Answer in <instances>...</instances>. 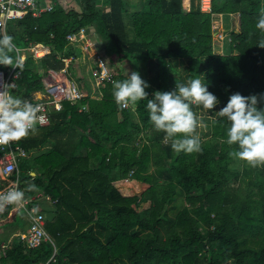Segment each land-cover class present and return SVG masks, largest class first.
<instances>
[{"label": "trees", "instance_id": "trees-1", "mask_svg": "<svg viewBox=\"0 0 264 264\" xmlns=\"http://www.w3.org/2000/svg\"><path fill=\"white\" fill-rule=\"evenodd\" d=\"M211 8L202 14L195 0L187 11L182 0H58L52 12L7 23L13 64L0 70L25 55L9 89L23 100L43 90L42 79L63 68L62 58L78 55L66 36L90 27L109 66L126 63L149 84L147 99L199 78L220 103L209 110L200 151L176 152L149 122L147 99L133 109L115 103L113 84L127 76L117 70L96 87L83 56L86 97L63 103L48 126L15 143L26 153L18 159L19 190L33 198L29 206L43 214L51 241L27 249L14 238L0 249V264H264V165L231 166L236 146L226 143L227 122L215 113L231 94H264V48L257 46L264 32L256 28L264 0H212ZM211 15H238L226 55L213 51ZM214 31L220 33L217 23ZM30 44L49 54L35 61L24 53ZM127 178L147 188L124 196L114 183Z\"/></svg>", "mask_w": 264, "mask_h": 264}, {"label": "clouds", "instance_id": "clouds-1", "mask_svg": "<svg viewBox=\"0 0 264 264\" xmlns=\"http://www.w3.org/2000/svg\"><path fill=\"white\" fill-rule=\"evenodd\" d=\"M256 28L264 32V12L256 22ZM257 46L264 48V41ZM14 50L13 37L0 34V65L11 66L13 58L9 55ZM149 84L138 72L127 73V78L113 84L115 103L121 109L147 99L145 91ZM209 84L199 78L187 83H175L173 90L156 91L152 99H147L148 120L158 132H164L172 140L171 147L176 152L192 153L200 151L201 141L196 132L200 123L192 106L212 110L220 103L208 90ZM264 94L242 96L231 94L224 107L218 112L219 117L227 122V140L229 146L235 145V156L251 167L264 165ZM39 105L11 95L6 90L0 92V144L19 141L36 131ZM34 188L35 186H30ZM24 192L10 190L0 194V210L6 205L20 204Z\"/></svg>", "mask_w": 264, "mask_h": 264}, {"label": "built area", "instance_id": "built-area-1", "mask_svg": "<svg viewBox=\"0 0 264 264\" xmlns=\"http://www.w3.org/2000/svg\"><path fill=\"white\" fill-rule=\"evenodd\" d=\"M57 2L58 0H0V31L5 34L8 22L21 19L27 14L36 18L41 16V14L52 12ZM196 6L200 13L210 14L212 0H196ZM211 17L213 20L211 21V29H214V24L217 22L214 20L215 15H211ZM91 32L89 28H80L76 32L69 33L66 36V41L68 46H72V48L80 51V53L87 52L89 48L93 49L91 56L87 54L89 56V58L87 56V59L88 61L90 60L91 68H93L91 76L96 87H99L103 82H111L113 73L103 51L96 48L94 43L89 42ZM25 50L29 51L28 53L35 61L49 54V49L41 44H30ZM79 58V53L76 56L62 58L63 68L58 72L48 71L42 79L43 90L32 94L31 101L25 99L34 105L40 106V111L37 113V127L48 126L51 112L62 110L63 103L67 102L70 105H74L86 97L83 86L67 76L71 65L80 64ZM24 59V54H18L12 68L7 71L0 70V92L4 91L6 86V90L9 93V89L16 86L15 82L21 75L18 65L23 64ZM81 109L83 110L84 107ZM15 143L16 141L0 144V194L13 189L19 190L20 187L18 159L26 157V153L16 146ZM29 175L31 177L35 176L33 172H29ZM45 199L48 200L47 197ZM31 200L33 198L25 199L17 206V212L23 211L24 213L26 228L23 232H19L14 236L27 249H35L41 244L51 241L44 229V216L34 207L29 206ZM14 206L13 204L6 205L0 210V223L5 218L8 219L11 216L10 213ZM10 242L0 244V249L3 253L9 248L8 243Z\"/></svg>", "mask_w": 264, "mask_h": 264}, {"label": "rangeland", "instance_id": "rangeland-1", "mask_svg": "<svg viewBox=\"0 0 264 264\" xmlns=\"http://www.w3.org/2000/svg\"><path fill=\"white\" fill-rule=\"evenodd\" d=\"M129 2H134L135 0H128ZM229 18L225 17V19H223V22L221 23L222 25H219V22H217V26L218 29L220 30V33L215 34L214 29H212V42H213V51L215 54L218 55H226L229 53V49H228V43H229V39H230V34L231 32H228V29L231 28V26H229L228 24ZM237 27L239 28V24L237 25ZM237 28V29H238ZM239 30V29H238ZM91 37V41L90 43H93V41L95 40L94 34H90ZM92 45V44H91ZM29 52L28 50H24V53ZM75 66L72 65L71 70L68 71L67 76L70 77L72 80L77 81L80 85L84 84L83 79L81 78H77V73L75 71ZM121 71V74L127 76V73L130 75L133 71L129 66H125V67H118ZM110 69L112 71L113 74H116L117 70L115 66H110ZM132 109L134 108V106H130ZM196 116L198 118V120L200 121L196 132L199 136H203V134L205 135V133L208 131V122L211 119L210 114L207 112L206 109H197L196 112ZM233 168H236L237 170H241L242 168V161L239 159H236L235 162L231 165ZM260 168H263V165L258 166ZM236 185V184H235ZM119 189H125L124 190V194L125 196H131V195H135V194H140L141 191V187L138 185V183H135L131 178H127L125 181H122L119 185H117ZM237 186V185H236ZM236 186H231V188H236ZM143 188H147L146 186H144ZM174 204H178L179 207L181 206V204H183L182 200H179L178 198L174 200ZM17 205L14 206V208L11 210V216L7 219L5 218L4 220L1 221L0 223V239H2L5 243L7 244L8 241H11L12 239H14L15 235H17V233L19 232H23L22 230L25 229L26 227V222L25 219L21 220V224H20V218L24 216L23 211H19L17 213ZM148 207V205H141L138 208V211L141 212L144 209H146ZM177 211V210H176ZM176 211H168V215L173 216L175 214ZM15 213H17V221L16 223L19 224H15L13 223V217L15 215ZM25 218V216H24ZM2 224H6L5 227L2 228ZM15 224V225H14ZM11 243V242H10ZM10 243L9 246H10ZM1 244V243H0Z\"/></svg>", "mask_w": 264, "mask_h": 264}, {"label": "crops", "instance_id": "crops-1", "mask_svg": "<svg viewBox=\"0 0 264 264\" xmlns=\"http://www.w3.org/2000/svg\"><path fill=\"white\" fill-rule=\"evenodd\" d=\"M195 5H196V0H195ZM189 7H190V0H182V8H183V10H185V11H187L188 9H189ZM130 10H132V8H130ZM225 17L226 16H223V15H215V17H214V20L216 21V22H219V25H222L221 23L223 22V19H225ZM228 18H229V21H228V24H229V26H231V28H229L228 29V32H231V33H237L238 32V27H237V25L239 24V18H238V15H230V16H228ZM213 21V20H212ZM238 28V29H237ZM89 29L92 31L90 34L92 35V34H94V37H95V40L93 41V43H94V45L96 46V48H98L99 50H102L103 51V47H102V43L100 42V39L98 38V36L95 34V32L92 30V28H90L89 27ZM89 41L90 42H92L91 41V37H89ZM92 47V46H91ZM94 48V47H93ZM95 49V48H94ZM78 51V50H77ZM79 52V54H80V58H79V61L81 60V58L83 57V56H88L87 54H89V56H91L92 55V53H93V49L92 48H89L88 49V51L87 52H81L80 53V51H78ZM86 53V54H85ZM89 56H88V58H89ZM90 61V60H89ZM89 63H91V62H89ZM73 66H75L76 68H75V71H76V73H77V78L79 79V78H81V79H83V81H84V83L88 80V75L87 74H83V71L81 70V66H80V64L79 65H74L73 64ZM125 66H129L128 64H126V63H123V64H116L115 65V67H116V69H118L119 71H121L118 67H121V69H122V67H125ZM130 67V66H129ZM71 68H72V65L70 66V69L69 70H71ZM131 68V67H130ZM89 81H90V78H89ZM84 85V84H83ZM123 181H125V180H123ZM122 181H116L115 183H114V185H115V187L119 190V192L122 194V195H124L125 196V194H124V191H123V189H119L118 188V186L117 185H119L120 183H121ZM136 183V182H135ZM138 185L141 187V191H144L146 188H143L144 186H146L147 187V185H145V184H142V183H138ZM16 214V213H15ZM23 219H25L24 218V216L22 217Z\"/></svg>", "mask_w": 264, "mask_h": 264}]
</instances>
